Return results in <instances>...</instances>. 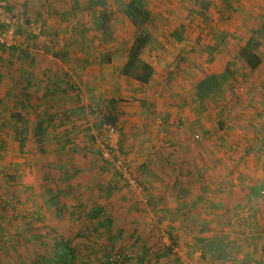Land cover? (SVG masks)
I'll return each instance as SVG.
<instances>
[{"label":"crops","instance_id":"crops-1","mask_svg":"<svg viewBox=\"0 0 264 264\" xmlns=\"http://www.w3.org/2000/svg\"><path fill=\"white\" fill-rule=\"evenodd\" d=\"M212 1L215 3L216 26L222 27L207 30L205 26L197 28L185 24L181 29L190 32L191 40L182 37L147 46L141 59L153 68V77L145 84L121 73L127 52L117 56L110 51L106 58L86 55L85 51L78 53L81 49L77 47L87 50L86 44L62 43L60 30L50 31L57 34L58 39L47 44L43 42L41 47L45 50L42 48L37 54L17 43L0 42V126L8 123L13 127L17 121L16 118L8 121L1 118V112L5 110V114L7 111L15 115L21 111L30 114L29 126L38 123L42 127H55L49 135L50 142L60 150V158H56L60 178L53 179L55 190L60 204L69 209L70 217L86 225L89 241L108 239L115 248L130 252L134 243L125 237L131 236L129 225L133 227V222H142L149 232L147 223L152 217L151 223L158 221L167 225V237L177 244L167 246L170 251L165 264H176L169 261V257L173 259L172 255L179 258L191 253L204 258L190 264H210L209 257L205 256L217 255L203 244L212 235L230 240L233 248H225L221 253L235 256L225 262L212 256L216 259L213 264H264V197H260L261 191L264 192V71L261 70L264 67V42L261 41L255 51L261 59L258 68L250 69L246 65L248 78L231 74L229 81L220 86L219 101L206 111L204 108L198 110L195 105L196 100L199 101L196 85L211 74L209 70L213 64H223L224 68L234 57L241 62L240 47L229 50L230 46H226V51L208 58V64L202 55L200 59L193 56L201 45L197 36L204 37L201 33L204 31L225 29L223 17L230 16L234 20L237 16L235 30L240 34L251 28L253 31L259 22L262 24L264 0ZM159 13L153 10L150 19ZM164 14L176 15L180 10ZM221 44L225 46L224 42ZM172 62L183 71H168ZM236 79L241 82V90L235 96L230 88ZM144 100L147 106L156 105L154 110L161 111L165 119L167 134L163 138L164 145L159 148V136L154 138L149 132L139 135L144 131L142 129L149 127L146 126L148 108L140 104L144 105ZM225 102L230 104L229 108ZM112 103L116 106V122L120 121L122 127L120 149L132 160L141 190L131 193L125 187L130 194L121 195L120 200L115 197L120 195L118 191L124 183L116 171L115 176L108 173V167H113L100 160L98 149L94 153L86 152L81 162L69 152L80 132L84 135L82 129L88 132L92 127L93 119H89L88 111H96L94 118L101 121L110 113ZM119 108L124 115L119 114ZM92 131L91 128L89 133ZM194 131L201 133L199 140L191 136ZM132 132L138 135L136 139L129 137ZM28 143L31 142L26 140ZM93 161L95 167L90 169ZM43 175L44 172L38 170L36 183H44ZM76 204L78 212L70 210ZM139 204L152 212L148 215L139 211ZM98 210L101 212L95 216ZM109 220L112 222L110 228L99 226ZM118 223L125 225L121 234L126 235L120 236L115 230ZM224 223L234 224L232 230L222 231L221 224ZM210 227H216V233L209 230ZM109 229L110 233L107 232ZM153 235L150 239L164 238ZM148 245L140 248L138 257L132 259L135 264H143L148 256L156 257L167 251L166 248L158 254L161 250L154 252L156 247ZM236 253L247 256L244 263L241 259L237 261ZM156 260H151V264H160V260Z\"/></svg>","mask_w":264,"mask_h":264},{"label":"rangeland","instance_id":"rangeland-1","mask_svg":"<svg viewBox=\"0 0 264 264\" xmlns=\"http://www.w3.org/2000/svg\"><path fill=\"white\" fill-rule=\"evenodd\" d=\"M140 1L150 12L153 13V10L161 12L157 15H152L153 18L150 19L147 25V30L151 35L148 47L153 46V44L155 45L156 42L158 43L168 39L176 40L185 37L188 41L191 40L190 35H188L190 32L181 29L184 28L185 24H192L197 28L205 26L207 30L208 28L219 30L218 28L222 27V25L216 26L215 19H217V16L213 13L215 12V3L212 0H183L182 3H177V5H175V2L181 0ZM128 2L129 0H0V37L6 43L20 44L32 52L35 51L37 54L43 49L45 50V47H41L43 42L46 43L58 39V35L52 34L50 31L52 29L55 31L60 30L62 43L75 46L80 45L78 42L86 44L87 50L77 47L81 49L78 53L85 51L86 55L101 56L103 58H106L107 55L109 56L112 53L120 56L121 53L124 54V52H127L135 36V30L131 23L129 24L130 21L124 14V9ZM57 9H60V11L57 12ZM176 9L180 10V14H164V12L174 13ZM243 17L241 20H243ZM234 20L230 16L223 17L222 21L225 29L218 32L213 30L210 32H201L205 36H197L196 39L201 45L196 48L197 52L193 53V56L200 59L202 55V57H205L207 63L208 58L216 56L218 52L226 51V46L228 45L230 46L229 50H238L240 47L239 53L242 48L248 45L252 46L255 51L258 50L260 42H264V22L261 24L258 21L259 23L254 26L253 31L251 28L245 32L241 31L242 33L240 34V32L235 30L237 26H235ZM251 31L252 35L247 40L246 38ZM223 42L225 46L221 44ZM110 51L111 53L109 54ZM263 58L264 55L262 54ZM241 60V62L236 61V57H234L224 68H222L223 64L221 66L219 64L218 66L213 64L209 73L214 74L215 71L219 72L222 69L220 74H214L217 76L225 75L220 86H222V83L224 84L226 81H229L228 78L231 74L248 78L246 76L249 75L247 73L248 69L242 58ZM173 63H170L169 66L166 65L171 68L168 71H183ZM263 68L262 66V71H264ZM240 83V80L236 79L234 84L231 85L230 90L233 92L235 86L241 88ZM220 86L217 89L215 88L214 91L208 92L202 98L196 96L199 100H196L195 104L198 110L204 108L206 111V108L214 107L215 102H218L221 98V92H219ZM155 98H158L157 94ZM131 101L136 100L132 99ZM140 104L147 106V101L144 100V105L143 103ZM114 107L116 106L113 103L109 105L110 112L113 115ZM155 107L157 106L154 104L153 106H147L149 122L146 126L149 127L142 129L144 131L139 135L149 132L152 133L151 136L156 138L162 131L164 138L165 134H167L165 119L161 111L157 112L154 110ZM120 108L118 110L119 114L124 115V111ZM2 113L1 118L5 121L12 119V114H14L11 112L9 114V111L5 114V110ZM15 113L20 114V119L15 124L16 127L14 125L12 128L8 123L0 126V264H54L50 260L55 254V244L59 241L64 242L65 240L70 241V246L77 251L78 260L76 264H106L105 254L108 252L107 247L111 245L108 239L100 242L86 239L87 234H89L86 225L72 219L70 213H68L69 209H66L65 204H60V197L58 198L55 190L56 185L53 182V179L60 178V175H57V172H60V166L56 162V158H60V150L57 145L50 142L49 137L55 130V127H42L38 126V123L36 125L34 124V126H29L28 123L30 121L28 120L30 119V114L22 113V111ZM95 113L96 111H88L87 113V115H90L89 119H93L91 123L92 127H89L90 132L91 128L93 130L92 134L82 129L84 135H81L80 132L78 139L72 142L69 149V152H72L75 158L79 159V162L85 158L86 152L94 153L96 149L99 151V145L95 136L102 120L97 121L94 118ZM115 126L119 132L117 146L119 147L120 153L123 154L120 149V139L122 136L120 121L116 122ZM194 132L191 136L193 137L195 134H198L200 139L201 133ZM30 134L33 136H29ZM137 136L136 133L132 132V136L129 137L136 139ZM22 137L25 138V144L24 147L20 148V140ZM26 140L31 143L26 144ZM82 153L84 156L81 155ZM98 155L100 154L98 153ZM127 157L124 155L123 158L131 167L132 174L136 177L139 184L134 169L132 168L133 165H131L132 160ZM100 160H102L101 157ZM93 163L94 161L90 164V169L95 167ZM113 169L114 167H108L107 171L110 175L115 176L114 171L116 170ZM38 170L44 172L41 178L45 181L41 185L36 183ZM118 178L119 180L121 179V177ZM120 181L124 183V187H121L122 189L118 191L120 195H116L115 198L117 200H120L121 195L123 197L129 195V192L140 193L141 190H131L123 179ZM57 186L60 185L58 184ZM125 187L129 189V192L126 189L124 190ZM260 197L264 196L262 195ZM72 206L74 207L70 210L78 212V205ZM139 208V211L145 212L148 215L152 212V210H148L140 204ZM85 215L84 212L83 216ZM152 219L151 217L150 222L147 223L148 227H150L149 232L146 229L147 226L142 222H133V227L132 224L129 225L128 228L131 236L130 238L129 236L125 237H128L132 241V244L134 243L131 248L132 251L127 252L128 250L125 251V249L113 248L116 251L134 254L128 264H135L132 259H135L136 256L138 257L137 253H140V248L147 246V243H149L148 246L150 247H156L154 252H160L161 250L158 254L165 252L164 249L169 244L177 246V244L172 243L171 238L167 237V225L158 221L151 223L153 221ZM233 225L232 223L221 224V230L230 231ZM124 226L122 223L116 225L115 230L119 231L120 236L126 235L121 234ZM209 230H213L216 233V227H210ZM114 233L117 234L115 231ZM153 234L162 235L164 238L158 236L157 238L155 237V240L150 239L154 236ZM212 236L203 244L209 251H214L217 255V257L213 255L205 256L209 257L210 264H213L212 261L216 260L215 258L223 262L231 261L233 257L235 258L233 255L221 253L225 248H233L230 240L229 242L221 238H216L215 235ZM119 238L118 243L121 241ZM14 247H16V251H13ZM171 257L173 259L169 257V261H175L176 264H190V262H199L200 259L202 260L204 258V256L196 257L194 253L180 255L179 258H175L173 255ZM155 258L154 255L147 257L148 260L151 259L153 261ZM186 258L188 261H186ZM246 258V255L242 256L237 254V261L241 259L244 263ZM157 259L158 261L160 260V264L168 262V258L165 255H159ZM147 261L145 260L143 264H146Z\"/></svg>","mask_w":264,"mask_h":264},{"label":"trees","instance_id":"trees-1","mask_svg":"<svg viewBox=\"0 0 264 264\" xmlns=\"http://www.w3.org/2000/svg\"><path fill=\"white\" fill-rule=\"evenodd\" d=\"M124 14L130 21L132 27L135 30L134 39L127 51V61L122 67L121 73L125 76L132 77V79L140 82V83H148V81L153 77V68L141 59L142 51L148 46L151 40V35L147 30V25L150 22V12L149 10L144 7L140 0H129L126 4L124 9ZM240 57L243 59L245 64L250 69H256L261 63L260 57L256 54L254 48L252 46H245L241 49L239 53ZM224 76H217L214 74L208 75L204 77L202 80L198 82L196 85V96L202 98L208 92L214 91V89L218 88L221 84V81L224 80ZM12 118H16L18 121L20 119V115L12 114ZM102 122H106L112 125L116 124L115 116L110 112L108 115L104 116ZM13 128V127H12ZM18 133V132H17ZM25 138L22 137L20 140V148L24 147ZM1 204V203H0ZM101 212L100 210L95 211V216ZM88 224L90 222H87ZM111 220L100 223L99 226H107L111 227ZM91 224V223H90ZM89 224V225H90ZM107 231V230H106ZM110 229L107 231L108 233ZM55 254L51 257L50 262L54 264H76L78 260L77 251L70 246V241L58 242L55 244ZM108 252L105 254L106 264H116L109 260V257L114 253H120L124 259V261L129 262L131 260V254L116 251L113 245H109ZM13 251H16V247L13 248ZM170 249L167 247L166 254L163 255L167 256ZM18 252V251H17ZM159 255L156 256V258ZM157 262V260H156ZM148 264H151V260L147 261ZM12 264V263H11Z\"/></svg>","mask_w":264,"mask_h":264},{"label":"built area","instance_id":"built-area-1","mask_svg":"<svg viewBox=\"0 0 264 264\" xmlns=\"http://www.w3.org/2000/svg\"><path fill=\"white\" fill-rule=\"evenodd\" d=\"M0 42H3L1 37ZM240 90L241 88L239 86H235L233 88L234 94H237ZM225 104L226 108L230 107L228 102H225ZM118 136L119 132L115 125L101 121L95 136V139L99 145L100 157L104 162L111 164L114 167L119 177L123 179V181L131 190L137 191L139 190L140 186L136 180V177L132 174L129 164L124 160L122 154L120 153L119 147L117 146ZM158 136L159 145H164L163 132L161 131ZM193 138L198 140L199 135L195 134ZM159 145L157 148H159ZM263 193L264 192L261 191L260 195H263ZM109 260L116 264H128V262L124 261L120 253L112 254L109 257Z\"/></svg>","mask_w":264,"mask_h":264}]
</instances>
